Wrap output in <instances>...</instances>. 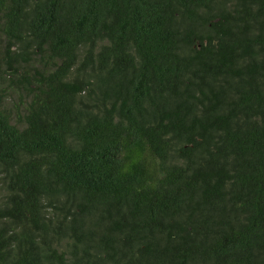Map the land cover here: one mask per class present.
I'll return each instance as SVG.
<instances>
[{
    "label": "trees",
    "instance_id": "16d2710c",
    "mask_svg": "<svg viewBox=\"0 0 264 264\" xmlns=\"http://www.w3.org/2000/svg\"><path fill=\"white\" fill-rule=\"evenodd\" d=\"M0 34V264H264V0H0Z\"/></svg>",
    "mask_w": 264,
    "mask_h": 264
},
{
    "label": "rangeland",
    "instance_id": "374dc122",
    "mask_svg": "<svg viewBox=\"0 0 264 264\" xmlns=\"http://www.w3.org/2000/svg\"><path fill=\"white\" fill-rule=\"evenodd\" d=\"M3 47L4 41L3 38L0 37V63L2 62ZM15 81L16 76H10L9 73H3L2 68L0 69V103L1 107L7 109L11 114L13 122H16V114L24 111L25 102L23 87L21 85H15ZM2 196L3 193L0 191V199Z\"/></svg>",
    "mask_w": 264,
    "mask_h": 264
}]
</instances>
